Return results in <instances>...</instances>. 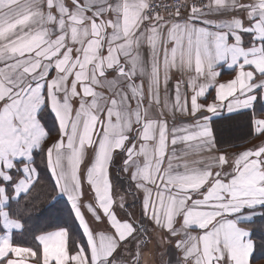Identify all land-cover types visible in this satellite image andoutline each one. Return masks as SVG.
<instances>
[{
	"label": "snow or ice",
	"instance_id": "snow-or-ice-1",
	"mask_svg": "<svg viewBox=\"0 0 264 264\" xmlns=\"http://www.w3.org/2000/svg\"><path fill=\"white\" fill-rule=\"evenodd\" d=\"M224 123L264 138V0H0V264H251L264 139Z\"/></svg>",
	"mask_w": 264,
	"mask_h": 264
},
{
	"label": "trees",
	"instance_id": "trees-1",
	"mask_svg": "<svg viewBox=\"0 0 264 264\" xmlns=\"http://www.w3.org/2000/svg\"><path fill=\"white\" fill-rule=\"evenodd\" d=\"M217 138L221 141V147L225 149H232L233 145L245 144L252 142L256 138H253L248 133V129L242 125V123H224L217 125ZM39 164V157L37 158ZM41 171L43 173V166L41 165ZM47 175V173H43ZM122 186H125V182L121 181ZM66 199H61L55 208H48L47 204L40 205L38 209L33 213V224H38L40 227L51 225H67L72 232L78 233V225L69 217L68 206L65 203ZM259 245V237L255 238ZM254 263L264 264V249L257 247L252 258Z\"/></svg>",
	"mask_w": 264,
	"mask_h": 264
},
{
	"label": "crops",
	"instance_id": "crops-1",
	"mask_svg": "<svg viewBox=\"0 0 264 264\" xmlns=\"http://www.w3.org/2000/svg\"><path fill=\"white\" fill-rule=\"evenodd\" d=\"M232 73L230 71H227V70H223V74L219 77V79L221 81H224V80H228L232 77ZM209 99H211V97H209ZM260 139H264V138H260ZM260 139H255L254 141L252 142H247L245 144H240L236 147H233L232 149H226L228 152H238V151H241L243 150L244 148H249V147H252L253 145L255 144H259L260 143ZM122 182L124 183L125 182V186H122V189L123 188H126L127 187V181L126 180H122ZM66 199V198H64ZM92 199V196L91 194L88 192V189H87V186H85V195H84V200L86 202H90ZM129 203H131V198L129 197ZM131 210V209H130ZM117 212H118V215H120L121 217H123L124 215V212L123 210H120V209H117ZM136 214L139 215V206L137 204V207H136ZM86 215L88 216L90 222H92V219H91V216L90 214H87ZM94 227H96L97 225H95V223L93 224ZM98 227L100 228H103L105 227L104 225H99ZM80 231V229H79ZM251 264H262V263H254L252 260H251Z\"/></svg>",
	"mask_w": 264,
	"mask_h": 264
},
{
	"label": "built area",
	"instance_id": "built-area-1",
	"mask_svg": "<svg viewBox=\"0 0 264 264\" xmlns=\"http://www.w3.org/2000/svg\"><path fill=\"white\" fill-rule=\"evenodd\" d=\"M186 14V13H185Z\"/></svg>",
	"mask_w": 264,
	"mask_h": 264
}]
</instances>
